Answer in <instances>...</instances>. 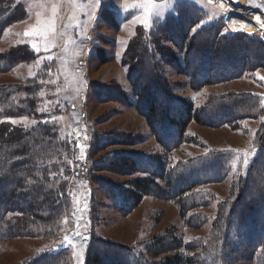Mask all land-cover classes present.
<instances>
[{"label":"rangeland","instance_id":"rangeland-1","mask_svg":"<svg viewBox=\"0 0 264 264\" xmlns=\"http://www.w3.org/2000/svg\"><path fill=\"white\" fill-rule=\"evenodd\" d=\"M216 1L168 0L170 7L165 10L164 18H154L152 28L147 29L135 19L142 15L135 7L136 0H100V4L91 9H83L89 13L87 16L76 12L77 19L83 22L79 29H72L65 26L73 7L61 0L55 46L49 45L45 52L44 41L38 39L35 42L40 44L41 51L37 53L31 47L33 38L24 33L37 23L38 12L42 14L41 19L50 13L51 4L56 0H0V8H3L0 21L9 22L0 32V89L12 82H20L31 89V94L24 93L14 101L19 108L0 116V125L6 123L30 136L25 141L28 149L30 139L31 145L34 141L46 143L48 148L57 144L59 148L55 153L62 146L61 152L65 153L69 168H55L52 165L54 154H48L45 155L50 160L47 170L30 168L24 175H19L23 184L18 187L33 197L37 191L40 194L43 190L57 188L65 199L54 203L52 197L43 199L48 202V208L33 215L11 214L12 219L4 226L6 235L0 237V264H31L47 253L58 256L52 264H87L93 233L138 249L143 260L150 264H157L158 260L171 255L182 256L184 264H264V246L257 241L258 235L254 233L245 238L244 245H239L240 235L232 230L237 221L233 216L240 210L239 192L249 180L252 190H258L252 196H264V175L262 179L259 170L247 175L243 166L245 151L249 153V164L264 153V80L260 79L264 69L246 71L241 77L231 79L212 76L205 84L199 83L200 86L195 87L193 75L182 68L196 35L215 39L216 31L220 38L230 32H243L264 42V28H260L261 24L252 16V9L248 11L241 1L233 4L222 0L232 8L230 13ZM244 1L264 6V0ZM12 13L15 14L13 17L10 16ZM186 17L192 19L193 29L184 37L185 45L179 43L182 38H176L174 42L169 30L167 39L159 43L161 37L157 31L168 28L169 22L173 31L176 29L174 23L178 24ZM231 20L259 27L250 32L235 29L230 25ZM138 44L150 51V56L144 68L133 70L141 57L132 53ZM162 47L168 54L165 58ZM18 52L21 55L14 59ZM170 55L178 58L180 67L168 62ZM48 56L53 59H46ZM77 72L82 75L77 77ZM133 76H139L141 84H148L152 78L162 82L178 108L180 104L182 108L185 105L191 107V120L180 143L177 138L175 147L163 146L149 119L141 113V93L133 83ZM204 76L199 73L198 80ZM79 80L85 82L83 87ZM78 87L79 92L76 91ZM156 94V101L165 100L162 90ZM213 104L229 105L228 108L237 113L228 122L211 125L217 122L216 116L209 114ZM12 120L17 123L13 124ZM78 128L85 133L83 140L77 134ZM169 129L165 136L171 143L176 136L168 133ZM109 133L118 139V144L109 143L99 148L98 135L107 141L106 134ZM78 142L84 146L83 154ZM120 149L142 152L160 162L163 169L159 183L165 188L164 192L146 195L127 213L117 209L105 195L101 183L105 178L129 190L131 181L137 179V175L120 174L110 168L111 164H105L113 155L112 150ZM238 153L239 164L234 168L233 161ZM213 161V170L219 169L218 173L208 172L200 184L177 199L167 194L168 186L163 185L166 179L189 167L185 179L174 180L176 187L199 174L200 170L211 168ZM87 165L91 168L90 173ZM151 166L155 167V164L143 165L149 169ZM10 185L5 184L4 190ZM111 194L118 197L116 191ZM54 204L60 206L58 210L53 208ZM8 225H13L19 234ZM77 231L78 237L75 236ZM65 237L72 239V243L69 244ZM164 239L167 240L166 247L172 239L176 245L164 249L160 255H151L149 246ZM77 247H82V253Z\"/></svg>","mask_w":264,"mask_h":264},{"label":"trees","instance_id":"trees-1","mask_svg":"<svg viewBox=\"0 0 264 264\" xmlns=\"http://www.w3.org/2000/svg\"><path fill=\"white\" fill-rule=\"evenodd\" d=\"M1 9L3 8L1 7L0 10ZM14 15V13L10 14L11 17ZM191 21V18L186 17L179 21L178 24L175 22L176 29L173 31L170 28L171 22H169L168 28L160 29L156 32L161 37L159 43L167 39L169 30L174 42L176 38L179 40L182 38L179 43L185 45L184 37L193 29V23ZM5 23L9 22L0 21V32ZM216 32L215 39H212V37L208 38L204 35L194 36L189 46V51L184 61L185 65L182 68L193 75L195 80L194 83L197 85L195 87H199V83L205 84L212 76L219 77V79H231L234 77H241L246 71L264 69V42L259 39V37L256 38L255 36H250L243 32H230L229 35L220 38L218 31ZM136 48L137 49L132 51V53L140 54L141 57L137 59L138 63L133 67V70L139 67L144 68L150 56V51L147 52V49L143 48L142 45ZM162 53L164 58L168 55L166 53V48L162 47ZM18 55H21L20 52L16 54L14 59L19 58ZM170 57L171 60L168 62H173L177 67H180L178 58L176 59L174 55H170ZM149 70L152 73L151 68ZM201 72L204 73L205 76L202 80H198V75ZM132 79L133 83L139 87L138 89L141 93V96H139L140 99L142 98L140 100L141 113L149 119L150 126L153 131L157 132V138L160 143L166 148L175 147L177 138L180 143L183 138L184 130L191 120V107L185 105L182 108L180 104V108H178V105L173 102L174 100L167 95L166 86L163 87L164 85L162 82L160 83L156 79L153 80L152 78L148 84H141L139 76H133ZM159 90H162L165 96V100L161 102L160 100L156 101V96L158 97L156 92L158 93ZM24 93L31 94V89L29 86L21 84L20 82L7 83L2 86L0 89V116L8 111L11 114L12 109L19 108L14 101L24 95ZM228 107L229 105L226 104L220 106L213 104L209 108V114L212 113V116H216L217 118V122L211 125L228 122L235 116L237 113L236 110ZM25 108L30 109L29 106H25ZM168 127L170 128L168 133L176 136L175 140L171 143L168 142L165 136L167 135L165 133H167ZM158 129H161V131H158ZM0 130L4 131V133L0 131V237H2L6 235L7 228L4 226L7 224L8 219H12V216H10L11 214L21 213L27 216L33 215L36 212L38 213L48 208V202L44 200L52 197V201H50L54 203L55 200L61 199L64 201L65 199L64 196L58 192L57 188L43 190L40 194L37 191L36 196L33 197L31 193L25 192L21 190V187H18L19 184H23V182L20 181L19 175H24L25 170L30 168L35 171L47 170L46 168H48L50 160L45 158V155L48 154H54L52 156V159H54L52 165L55 168L59 166L64 169L69 168L65 153L61 152L63 150L62 146L60 147L61 149L57 150L55 153V150L59 148L57 144H51V148H48L46 147V143L34 141V145H31L33 142H31L32 140L30 139L27 141V143H30V149H28L25 146V141L26 138H30V136L21 134V132H18L13 126L6 123L0 125ZM106 135L108 138L107 141L101 140L102 137L98 135L99 148L105 147L109 143V145L118 144V139L111 135V133ZM64 149H66V147H64ZM112 153L113 155L106 159L109 163L105 161L106 165L111 164L110 168L120 174L131 173L135 176L137 175L135 177L137 179L131 181V188L129 190L109 179L104 178L102 182L101 178L99 179L102 183L105 195L114 202L118 210L127 213L141 203L146 195H161V193L164 192L165 188L159 183V180L163 177V169L160 162L135 150H112ZM66 154L68 159V153ZM255 158L256 159L248 165L246 174L251 175L259 170L260 177L263 179L264 153H261ZM87 161L89 164V156H87ZM151 162L155 164V167L151 166V169L143 167L145 164H152ZM193 165L198 167V164ZM188 168L189 167L181 171L178 175L177 173L173 174L164 181L163 185L167 184V191L169 192H167V194H169L170 197L177 199V197L189 191L193 186L200 184L207 177L208 172L213 175L220 171L219 169L213 170L215 169L213 161L211 168L200 170L199 174L192 177L187 182L174 187V180L176 178L181 180L187 177ZM87 170L88 173H90L91 168L88 166ZM5 184L11 185L4 190ZM251 184L252 182L249 180L246 186L239 192L240 201L238 207L240 210L236 213V216H233L234 220L237 219V221L233 223L235 226H233L234 228L232 230L238 231L240 235L241 239L240 242L238 241L239 245H244L245 238H249L251 235L254 236L255 233L258 235L257 241H260L264 246V196H252L258 193V190L257 188L252 190ZM113 191L118 193V197L111 194ZM57 193L60 194L61 198ZM46 194H48V196H46ZM91 194V199H93L92 186ZM29 199L31 201H28ZM59 207L60 206L57 204L53 205V208L56 210H58ZM92 213L93 210H91V214ZM8 226L15 230L13 225ZM238 226H240V228ZM16 232L19 234L18 230ZM92 232L93 230L91 233ZM91 238L92 243L89 247L87 264H150L147 260H143L141 253L137 251L138 249L136 248H131L121 242L99 237L94 233L93 235L91 234ZM166 241L167 240L164 239L158 242V244H151L148 252L156 256L160 255L164 249L168 250L176 245L175 240L172 239L168 240L170 243L168 247H166ZM57 258L58 256L49 255L47 253L41 255L31 264H52ZM157 262V264H184L182 256L179 255H171Z\"/></svg>","mask_w":264,"mask_h":264},{"label":"snow or ice","instance_id":"snow-or-ice-1","mask_svg":"<svg viewBox=\"0 0 264 264\" xmlns=\"http://www.w3.org/2000/svg\"><path fill=\"white\" fill-rule=\"evenodd\" d=\"M68 4H70L73 7V13L70 16L69 23L65 26L66 28H72V29H79L82 25V19H77L76 12H81L82 16H87L89 13H85L83 9L85 7L91 9L92 7L100 4V0H66ZM61 7V0H56V2H53L51 4L50 13L46 15L43 19H41V13H37V23L32 27L30 31L26 30L24 35L26 37H32L33 42L31 43V47L34 51L39 53L41 51L40 44L36 43L35 41L38 39H42L44 41V48L43 51L47 52L49 50V45L55 46V37L57 35V26H58V20L61 18L59 15V9ZM135 7H138L140 12L142 13L141 16L135 17V19L145 28L151 29L153 26L154 18H158L159 20H162L164 18V12L165 10L170 7L168 4V0H136ZM125 11H129L128 8H124ZM256 20L258 23L261 24V27L264 28V22L260 21V17L257 16ZM203 22L200 26H202ZM79 34V33H77ZM68 43H73V41H68ZM43 59V58H42ZM46 59L51 60L53 57L48 56ZM39 63V61H37ZM81 73H76L77 77H80ZM261 80H264V76H260ZM80 87H83L84 81L79 80L78 81ZM80 87L76 89L77 92H79ZM43 95V93H41ZM13 124L17 123V121L12 120ZM44 123H47L48 121H43ZM35 123V121H33ZM80 151L83 154L84 152V146L79 145ZM252 154H255V150H253ZM249 153L245 151L243 153V166L245 169H247V166L249 164L248 159ZM240 160V154H237L236 160L233 161V167L235 168L239 164ZM80 233L77 231L75 233V236H79ZM65 240L71 244L72 239L65 237Z\"/></svg>","mask_w":264,"mask_h":264},{"label":"bare ground","instance_id":"bare-ground-1","mask_svg":"<svg viewBox=\"0 0 264 264\" xmlns=\"http://www.w3.org/2000/svg\"><path fill=\"white\" fill-rule=\"evenodd\" d=\"M226 1H228V0H226ZM244 5H245V8L247 7L248 8V11L249 10H251L252 12V16L254 17L255 16V18L257 17V16H259L260 17V21L262 22V19H264V6H262V5H260V4H258V3H254V2H252V1H250V2H245L244 0H240ZM219 5H220V7L221 8H223V9H225V10H227V11H229L230 13L232 12V8L230 7V5H228L225 1H222V0H218V1H216ZM216 3V4H217ZM233 3V2H232ZM234 4V3H233ZM258 4V5H257ZM243 6V5H242ZM236 12V11H235ZM242 17V16H241ZM249 17V16H248ZM252 19V18H251ZM249 21V20H248ZM253 22V21H252ZM263 22H264V20H263ZM256 24H257V22H255ZM245 24V25H244ZM230 25H231V27H233V28H235V29H244V30H246V31H248V32H250V31H252V30H254L255 28H257V27H259V25H257V27L256 26H254L253 25V23H249V24H247V23H237V21H232L231 20V23H230ZM260 28H262V27H260ZM258 29V28H257ZM264 30V29H263ZM79 129V131L77 130V134L79 135L80 134V136H81V138L82 139H80V140H83L84 139V131L83 130H81L82 128H78ZM80 220V219H79ZM82 223H83V221H82ZM85 223V222H84ZM79 246V245H78ZM77 249H78V251L80 252V253H82V247L81 248H78L77 247ZM77 254V253H76Z\"/></svg>","mask_w":264,"mask_h":264},{"label":"water","instance_id":"water-1","mask_svg":"<svg viewBox=\"0 0 264 264\" xmlns=\"http://www.w3.org/2000/svg\"><path fill=\"white\" fill-rule=\"evenodd\" d=\"M228 1H231V2H233L234 4H237V3L240 2V0H228ZM79 145H82V143H81V142H78V146H79Z\"/></svg>","mask_w":264,"mask_h":264}]
</instances>
